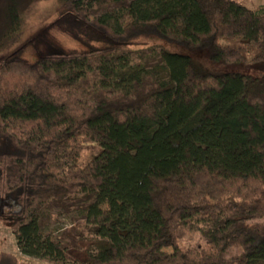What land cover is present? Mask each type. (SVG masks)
<instances>
[{
  "label": "trees",
  "instance_id": "1",
  "mask_svg": "<svg viewBox=\"0 0 264 264\" xmlns=\"http://www.w3.org/2000/svg\"><path fill=\"white\" fill-rule=\"evenodd\" d=\"M38 1L0 0V220L19 254L264 264V76L205 71L159 45L131 48L153 36L206 50L213 64L262 69L264 4L54 0L86 49L5 57ZM54 205L80 213L72 246L44 231ZM191 232L206 245L180 250ZM0 264L17 260L1 253Z\"/></svg>",
  "mask_w": 264,
  "mask_h": 264
},
{
  "label": "rangeland",
  "instance_id": "2",
  "mask_svg": "<svg viewBox=\"0 0 264 264\" xmlns=\"http://www.w3.org/2000/svg\"><path fill=\"white\" fill-rule=\"evenodd\" d=\"M248 9L257 10L264 0H235ZM54 0H41L30 6L22 14V27L20 33L11 46L5 48L2 54L8 57L12 54H18L27 61H33L37 56L50 51L84 50L81 43L74 39L70 30H75L78 23L69 16H60L55 12ZM84 27V26H83ZM97 47L100 44L92 43ZM153 45H159L172 53L188 55L197 67L212 73L235 72L253 77L264 76V68H253L248 66H223L213 64L208 60L206 50L189 51L176 44L167 43L157 37H139L132 42L131 48H145ZM94 154L93 149L84 150L81 162H88ZM44 231L54 238L61 239L63 243L72 246L77 241L78 234L81 231V216L79 211L61 207L51 206L44 212ZM206 241L198 232H191L178 242V247L182 251L202 248ZM166 249V252H170ZM6 253L15 256L17 264H52L46 260L23 257L19 254L15 246L14 236L11 229L0 220V254Z\"/></svg>",
  "mask_w": 264,
  "mask_h": 264
}]
</instances>
